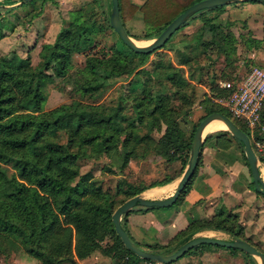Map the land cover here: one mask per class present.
Returning a JSON list of instances; mask_svg holds the SVG:
<instances>
[{"label":"rangeland","instance_id":"1","mask_svg":"<svg viewBox=\"0 0 264 264\" xmlns=\"http://www.w3.org/2000/svg\"><path fill=\"white\" fill-rule=\"evenodd\" d=\"M170 1L171 4L167 3L166 0L160 1V3L163 2L162 9L165 13H174L188 0ZM153 2L156 1L144 0L137 4L131 0H124V11L127 17L125 22L128 24L129 34L134 39H140L138 42L141 45L150 43L155 37L149 39L141 37L150 31L144 22L143 15L145 13L151 14L155 10L156 4ZM234 3L236 2L226 4L223 9L206 13L208 16L214 17L215 22H220L222 25L227 24L223 33L232 31L237 37V46H234V49H230L232 47L228 49L230 54L232 53V56L236 57L233 63L226 60L224 55L218 56L215 48L208 47L207 41H210V31L207 29L208 25L204 26L201 17L202 12L197 11L185 21L186 24L181 28L179 27V30L171 36L165 46L154 50L149 55L145 64L130 74L121 72L120 75L110 78L111 84L101 92L95 90L83 93L77 88L76 81L79 79L80 71L84 67L87 57L93 54L107 56L116 46V48L124 49L118 34L112 27H109L107 22V16L109 17L111 10L108 0L104 3L103 0H0V30L11 29L0 38V66L10 64L12 60L20 57L28 58L32 66L39 65L44 57L52 52L53 42L58 31L63 27L72 25L74 18L79 21L78 13H80L82 20H92L93 18L98 24H103L101 30L92 38V41L90 40V44L79 47L76 45V41L71 42L69 65L63 76H57L53 74L51 69L48 70L52 76L44 86L45 100L42 111H48L63 103L79 101L86 105L98 106V110L104 117L111 118V129L104 131L100 137L95 139L97 142L90 149L83 150L78 141H71V138L78 137V135L73 134L74 127L72 125L58 126L52 129L49 131L48 138L53 143L69 146L71 151L80 154L79 175L74 181H78L80 175L90 173L92 179L96 180L106 190L108 205L113 212L118 205L133 196L129 192L133 186H144L152 181L163 180L171 176L173 178L171 181L155 185V187H147L141 191L148 198H154L156 194H171L186 167L190 148L184 153H187L185 165L179 158L169 160L167 158L169 155L164 154L165 148L160 139L166 124L163 121L164 115L160 110H154L157 95L163 93L167 96V107L169 105L173 109L175 120L187 138L192 137L193 125L205 115L206 105L222 108L227 111L232 119L238 123L241 122L231 115L225 106L224 98L226 95L220 93L219 90L210 88L213 83L212 75L218 81L236 74L237 77L233 79L236 82L241 78L239 73L246 72V75L253 66L264 71V27L263 34L261 38H257L260 40L256 45L248 46L244 43L246 41L244 38L252 37V34H255L254 31L247 29L244 19L248 18L249 15L250 18L262 17L261 14L263 15L264 9L259 6L260 4H255L254 1H245L243 2L246 3L245 5ZM252 3L257 6L250 9ZM131 18L134 20L130 21ZM164 19L165 16L162 17L163 21ZM211 36L215 39L213 35ZM188 57L193 58L190 65L179 63L180 60H187ZM168 62H172L175 67L181 66L178 71L181 75V81L183 83L185 79L188 84L185 83L178 87L175 82L166 78L170 71L167 68ZM124 70L125 68L121 69V71ZM145 93L144 103L135 106L139 98ZM118 106H121V109L116 112ZM151 112H155L156 116L153 117ZM115 113L118 114L114 116ZM169 114L170 112L167 117ZM124 116L125 119L121 120ZM245 127L250 132L249 138L252 148L257 155H260L257 143L264 142V119L261 118L252 128L247 125ZM84 129L87 132L88 128L84 127ZM218 131H228L230 141L225 147H220L221 150L218 155L211 150L210 144H207L205 148L206 159L209 158L208 160L212 161L215 155L217 158L212 161V167L206 168V172L217 170V172H221L223 177L220 183L223 187L222 194L220 196L217 194L212 200L218 205L216 207H219V211L216 209L218 211L216 213L230 218L227 222L228 225L235 222L236 225L241 226V232L238 235L230 233L234 237L224 236L229 240L231 237L246 238L245 240H249L248 242L264 251V241L261 240L264 239V194L253 187L250 171L247 168L245 171L242 170V153L244 154L242 145L227 128L203 133V144L209 135ZM88 135H90V131H88ZM107 136L110 137L106 138ZM126 155L128 156L127 160H125ZM204 155L200 152L199 163L201 164ZM258 164L264 166V163L259 159ZM196 181V178L191 180V185H195ZM217 184L219 183H214V186ZM197 186L200 188L201 184L198 183ZM156 187L164 189L154 193L145 192L151 190L150 188L155 190ZM232 188L239 189L241 194L239 197H236L235 194L233 195L235 197L229 198V201L234 204L230 208L224 204L223 199ZM192 197L189 199L182 197L170 206L152 209L153 213L145 214L144 217L138 216V211H132L130 218L128 214L125 215L124 213L121 221L125 227L133 224V228L138 230L135 237L140 240L137 243L139 246L147 250L164 253L166 252L164 248H176L178 246L181 236L178 235L177 230L189 220L203 216L210 203L201 198L196 205L192 201ZM84 201L85 203L96 202L97 198L89 196V198L83 199ZM231 210L239 211L240 218L237 213ZM161 213L165 214L161 216ZM138 214L140 215V213ZM214 215L215 213L209 218ZM136 216L140 221L134 218ZM182 217L185 219L182 220ZM167 219H171V221H167ZM239 219L244 226L238 222ZM144 231L146 233L144 242L148 243L142 244L141 239H143ZM75 240L76 235L72 238L73 245ZM110 241V237H106L104 239L105 245H109ZM252 257L238 248L201 243L191 253L165 264H260L258 256ZM74 259L78 264H128L127 261L130 258L122 254L116 262L114 256L105 254L98 249L84 257H78L74 253ZM0 264L47 263L45 260L31 255L25 246L16 240L14 245L7 241L0 244ZM60 264L71 263L65 259L61 260ZM137 264L159 263L145 258Z\"/></svg>","mask_w":264,"mask_h":264},{"label":"trees","instance_id":"2","mask_svg":"<svg viewBox=\"0 0 264 264\" xmlns=\"http://www.w3.org/2000/svg\"><path fill=\"white\" fill-rule=\"evenodd\" d=\"M154 1H156L153 2L156 4L155 10L151 14L143 15L144 22L150 30L141 36L144 39L158 35L172 18L197 0H188L174 13H165L162 9L163 2L160 3L161 0ZM104 2L106 0H103ZM166 2L172 3L170 0H166ZM108 4L111 5V0H108ZM119 7L120 18L124 25L127 18L124 11V0H119ZM223 8L224 5H220L198 12H202L204 26L208 25L207 29L210 31L208 47L215 48L218 56L224 55L226 60L233 63L236 57H233L228 49L230 47H232L230 49H234V46H237V37L232 31L223 33L227 24L222 25L220 22H215L214 17L206 14L208 11ZM78 15L79 21L74 18L72 25L58 31L53 42L52 52L46 55L39 65L32 66L28 58L20 57L12 60L10 64L0 66V244L7 241L14 245L16 240H19L31 255L45 260L47 264H60L61 260L65 259H68L71 264H78L74 259V253L78 257H84L98 249L105 254L114 256L116 262L122 254H125L130 258L127 261L128 264H137L145 258L126 248L116 233L111 219L113 212L108 205L106 190L92 179L90 173L82 174L78 181H74L79 175L80 154L71 151L69 146L53 143L48 138L49 131L52 129L58 126L72 125L74 127L73 134L78 137L71 138V141H78L82 149L86 150L96 144L95 139L100 137L104 131L111 129V118L104 117L96 105L72 101L60 104L48 111H42L45 100L44 86L52 76L48 70L51 69L57 76H63L69 65L71 42L76 41V45L79 47L90 44V40L92 41V38L103 27V24H98L96 19L82 20L80 13ZM163 16H165L164 21L162 20ZM107 22L111 27L108 16ZM10 30H0V38ZM244 39L246 40L245 45L248 46L256 45L260 40L251 36ZM119 40L123 43L120 37ZM123 45L124 49L113 47L112 52L107 56L93 54L87 57L85 65L80 71L79 79L76 81L77 88L81 92L103 91L111 84L110 78L120 75L121 72L130 74L145 64L149 55L154 51L136 52L126 44L123 43ZM192 59V57H188L187 60H180L179 63L190 65ZM122 68L125 70L121 71ZM167 68L170 70L166 76L167 79L175 82L178 87L187 83L185 79L183 83L181 81V75L178 72L181 66L175 67L172 62H168ZM245 73H239V77H243ZM212 77L213 83L210 88L227 95L229 92L227 89L218 87L220 80L217 81L214 75ZM235 77H237L236 74L223 80H233ZM145 97L146 93L139 98L135 106L143 104ZM167 101V96L162 93L156 96L154 105V110H160L164 115L163 121L166 124L160 142L165 148L164 154L169 155L167 156L169 160L179 158L185 165L187 153H184L190 148L192 137L187 138L184 135V131L175 120L173 109L169 105L167 107ZM206 108L205 115L213 111H220L229 116L227 111L222 108L209 105H206ZM120 109L121 106H118L116 112ZM37 111L39 113H36ZM117 114L115 113L114 116ZM151 114L153 117L156 116L155 112H151ZM205 115L193 125L192 136L197 124ZM123 119L125 116L121 120ZM232 120L250 137L249 130L242 122L240 124L236 120ZM113 121L115 122L114 118ZM84 127L88 128L87 132ZM88 131H90V135H88ZM227 132L218 131L209 135L206 140L214 137L219 147H225L230 141ZM237 141L242 145L239 140ZM242 157L248 165L243 153ZM127 158L126 155L125 160ZM172 179L169 176L144 186H133L132 192H129L135 195L147 187L164 184ZM190 183L191 181L177 200L187 192ZM252 185L254 187L253 181ZM89 196H94L97 201L83 202V199L89 198ZM156 207H134L130 211H146ZM229 219L220 213H215L211 218L190 221L185 228L178 231L181 238L176 248L189 240L193 233L201 228L219 229L238 235L241 232V226L236 225L235 222L228 225ZM121 224L128 232L123 221ZM75 235L76 240L73 245L72 238ZM106 237H110L109 245L104 243ZM130 237L134 240L131 235ZM195 247L197 245L184 255L191 253ZM170 248H164L166 251L164 253H170L176 249ZM246 254L252 257L251 254Z\"/></svg>","mask_w":264,"mask_h":264},{"label":"water","instance_id":"3","mask_svg":"<svg viewBox=\"0 0 264 264\" xmlns=\"http://www.w3.org/2000/svg\"><path fill=\"white\" fill-rule=\"evenodd\" d=\"M28 1V0H20ZM238 1H259L264 2V0H197L187 7H185L181 12H179L174 18H172L166 26L161 30V32L156 35L152 41L148 44L141 45L136 43L134 38L128 33L125 26L122 23L120 18V7L119 0H111V10L109 14V23L113 30L118 34L120 39L136 52L148 53L155 49L162 47L166 41L172 36V34L195 12L216 7L220 5L229 4L232 2ZM220 119L226 125V128L237 140H239L243 145V151L245 158L247 160L250 173L252 176L254 188L264 194V180L261 177L258 158L254 149L252 148L250 138L248 134L242 130L229 116L220 112L213 111L206 114L200 122L197 124L190 145V154L186 167L184 168L174 191L168 197L164 198H148L145 197L142 193H137L127 200L123 201L120 205L116 207L113 211L111 219L114 224V229L118 236L120 237L124 246L132 250L136 255L153 260L159 264H165L172 262L182 255H184L188 250L194 246L201 243H211L216 245H221L229 248H238L246 253H249L253 256H258L260 258V264H264V252L258 249L255 245L248 242L247 240L241 237H235L233 239H223L212 236H193L178 248L170 253H159L151 250L144 249L140 247L128 234V232L122 227L121 219L124 213L129 212L135 206L143 207H166L172 205L183 192L185 187L191 181L193 174L195 173L196 167L198 165V160L201 152V147L204 141L203 132L207 124L214 120Z\"/></svg>","mask_w":264,"mask_h":264},{"label":"crops","instance_id":"4","mask_svg":"<svg viewBox=\"0 0 264 264\" xmlns=\"http://www.w3.org/2000/svg\"><path fill=\"white\" fill-rule=\"evenodd\" d=\"M132 2H136L137 4H140V2L142 3L144 0H131ZM243 2H245V1H241L240 3H239V1H238V3L236 2V3H234V4H236V5H239V4H243V5H245L246 3H243ZM254 2H256L255 4H260L259 6H261V8H263L264 9V3H260L259 1H254ZM230 4V3H229ZM253 5H251L250 6V9L251 8H254L253 6H257V5H254V3H252ZM226 5V4H225ZM225 5H224V8H225ZM246 6H249V5H246ZM261 16L262 17H251L250 18V15H249V17L248 18H245L244 20L246 21V25H247V29H250V30H252V31H254V33L255 34H252V37H255V38H261V36H262V34H263V27H264V13H263V15L261 14ZM134 19L133 18H131L130 19V21H133ZM124 26H125V28H126V30L128 31V33H130L129 32V30H128V24L126 23V22H124ZM136 39V38H135ZM136 40H138V39H136ZM207 144H210V148H211V150L216 154V155H218V154H220V150H221V148L219 147V146H217V143H216V140H215V138L214 137H212V138H210V139H208L207 141H205L204 142V144L202 145L203 147H202V149H201V152H202V154L204 155V154H206L205 153V148H206V146H207ZM216 155L213 157L214 159H212V161L214 160L215 161V159H217L216 158ZM221 156V155H220ZM206 157L207 156H202V164L201 163H199L198 164V166H197V170H196V173H195V176L193 177V179L194 178H196V183H195V185L193 184V185H191V183H190V186H189V188H188V190H187V192L182 196V197H185V198H187V199H189V198H191L192 196V201L193 202H195V204L196 205H198V200L199 199H201V198H203V199H205V200H208V206H207V209H206V211L204 212V214H203V216H199V217H196V218H193V219H191V220H189L188 221V223L190 222V221H192V220H194V219H206V218H209L212 214H214V213H216V212H218L219 211V207H216V206H218V205H216V202L214 203V201L212 200L213 198H214V196H216L217 194H218V196H220L222 193V191H223V187H221L222 185L220 184L221 182H222V180H223V177H222V174H221V172L219 171V172H217V170H211V172L209 171V173H207L206 172V168L207 167H212V161H209L208 159H206ZM246 168H247V170L248 171H250L249 170V167H248V165L245 163V161H244V159H243V157H242V170L243 171H245L246 170ZM259 169H260V174H261V177H262V179L264 180V166H259ZM193 179H192V181H193ZM219 183V184H217V185H215L214 186V183ZM198 183H200L201 184V187L199 188L198 186H197V184ZM155 187V186H154ZM164 188H162V189H160V188H156L155 190H154V188L153 189H151V190H146L145 192H150V193H154L155 191H162ZM243 192V191H242ZM247 192H249V191H247ZM259 192V191H258ZM143 195H144V192H141ZM172 194V193H171ZM171 194H165V195H155L156 197H154V198H164V197H168V196H170ZM236 194V195H235ZM241 194V192H239V189H235V188H232V190H229V192H228V194H227V196H224V199H223V202H224V204L225 205H227L228 207H233L234 206V204H232L230 201H229V198L232 196V197H239V195ZM233 195H235V196H233ZM146 197V196H145ZM182 197L180 198V199H182ZM150 198V197H149ZM153 198V197H152ZM179 199V200H180ZM241 201V200H240ZM232 205V206H231ZM157 208V207H156ZM152 209H155V208H152ZM152 209H149V210H146V211H139L138 210V213H140V215L137 213V215L138 216H141V217H144L145 216V214H151V213H153V211H151ZM177 210L179 209L178 207L176 208ZM216 209L218 210V211H216ZM220 211H223V210H220ZM232 211V210H231ZM134 212V211H133ZM232 212H235V213H237L238 215H239V218H240V213H239V211H232ZM132 213V211H129V213H128V217L130 218V214ZM165 213H161V216L162 215H164ZM132 218V217H131ZM134 218H136L138 221H140V219H138L137 218V216L136 217H134ZM185 218L184 217H182V220H184ZM167 221H171V219H167ZM238 222L239 223H241L242 224V226H244L243 225V223L240 221V219L238 220ZM188 223H186V224H184V226H182L181 228H179L177 231H179V230H181V229H183V228H185L186 226H187V224ZM168 225V224H167ZM134 227V225L133 224H130V225H128L126 228H127V230H128V232H129V234L134 238V240L137 242V243H139L140 242V240L137 238V237H135L136 236V234L138 233V230L137 229H135V228H133ZM245 229V228H244ZM176 231V232H177ZM175 232V233H176ZM174 233V234H175ZM145 235H146V233H145V231L143 232V239H141L142 240V244H145V243H148V242H144V239H145ZM224 235H229V236H232V237H234L232 234H230V233H228V232H225V231H223V230H219V229H212V228H201V229H198L197 231H195L194 233H193V235H192V237L193 236H212V237H218V238H223V239H228L227 237H225ZM231 237V239H233ZM248 237V236H247ZM246 239V238H245ZM262 241H264V239H261ZM139 241V242H138ZM144 242V243H143ZM253 256V255H252Z\"/></svg>","mask_w":264,"mask_h":264},{"label":"built area","instance_id":"5","mask_svg":"<svg viewBox=\"0 0 264 264\" xmlns=\"http://www.w3.org/2000/svg\"><path fill=\"white\" fill-rule=\"evenodd\" d=\"M219 86L229 91L224 104L236 119L250 128L264 119V71L261 68L253 66L236 82L220 80ZM257 145L260 153L256 154L257 158L264 163V142Z\"/></svg>","mask_w":264,"mask_h":264},{"label":"bare ground","instance_id":"6","mask_svg":"<svg viewBox=\"0 0 264 264\" xmlns=\"http://www.w3.org/2000/svg\"><path fill=\"white\" fill-rule=\"evenodd\" d=\"M136 41V43L140 44L138 42V40L134 39ZM220 128H226V125L224 124V122L220 119H214L212 121H210L207 126L204 129L203 133H207L216 129H220Z\"/></svg>","mask_w":264,"mask_h":264}]
</instances>
